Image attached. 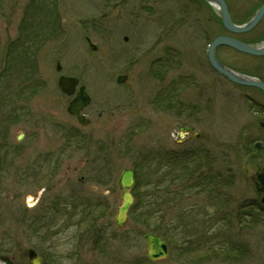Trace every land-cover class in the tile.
Here are the masks:
<instances>
[{"label":"rangeland","instance_id":"374dc122","mask_svg":"<svg viewBox=\"0 0 264 264\" xmlns=\"http://www.w3.org/2000/svg\"><path fill=\"white\" fill-rule=\"evenodd\" d=\"M226 1L237 24L264 3ZM218 16L194 0H0V264H28L29 248L40 264H264V219L251 207L242 219L256 195L241 141L264 118L239 92L261 97L205 60L227 34ZM236 38L264 42V18ZM216 53L264 80V57ZM60 74L92 97L88 126L67 113ZM124 167L136 197L118 229ZM199 171L212 174L203 192L219 189L214 204L196 197ZM151 231L167 237L166 260L147 259Z\"/></svg>","mask_w":264,"mask_h":264},{"label":"water","instance_id":"95a60500","mask_svg":"<svg viewBox=\"0 0 264 264\" xmlns=\"http://www.w3.org/2000/svg\"><path fill=\"white\" fill-rule=\"evenodd\" d=\"M205 2L210 3L211 5H214L221 14L222 18V23L223 26L225 27L226 30L233 32V33H245L250 31L254 26L257 25V23L260 21L262 18V15H264V5H262L258 10L255 12V14L252 16V18L243 25H235L231 21L229 17L228 10L226 8V4L224 0H202ZM219 46H228L231 47L232 49H235L237 51L255 55V56H260L264 55V48H256L251 45H247L242 43L241 41H238L236 39H233L231 37L227 36H219L214 38V40L210 43L208 47V60L213 67L214 70L219 72L221 75L225 76L228 78V80H231L235 83L242 84V85H247V86H253L257 87L261 90L264 91V83L261 81H258L256 79H250L248 77H244L240 74H237L230 70L229 68L225 67L221 63L216 60L215 57V50ZM126 79L124 76H120L118 78V82H122ZM76 80L73 78H61L60 79V85L61 88H63L64 91H66L67 94H72L75 85H76ZM89 102V98L86 97L83 88L80 89V92H78L77 96L70 102L67 111L71 114V116H75L77 122L83 126L87 125L89 121L84 118L83 115H81V110L83 109V106H86ZM185 128H181V131H183ZM119 189L121 192V199L122 203L120 207L118 208L116 217H115V223L119 227H123L124 222L127 219V212H128V207H130L133 203V198H131V193L130 190L134 186V172L132 169H126L124 168L122 171L121 176L119 177ZM264 201V199L262 200ZM144 238L146 244H147V255L152 261H158L162 259H166L168 252H167V247L165 241L160 237L148 233L144 235ZM29 255V261L30 264H39L41 261L40 259L36 256L34 251L29 250L28 253Z\"/></svg>","mask_w":264,"mask_h":264},{"label":"flooded vegetation","instance_id":"af4514ba","mask_svg":"<svg viewBox=\"0 0 264 264\" xmlns=\"http://www.w3.org/2000/svg\"><path fill=\"white\" fill-rule=\"evenodd\" d=\"M235 71V69H234ZM240 71L244 72L245 69H240ZM237 72V71H236ZM241 73V72H240ZM256 78V77H255ZM259 79V78H258ZM264 81V80H263ZM231 84H233L234 86H236L238 89H241V88H247V89H251L253 90L255 93L257 92L258 95L261 97L260 99L261 100H257L253 97H251V95L249 93H246V92H242L240 91L239 92V96L240 98H242L241 100H244L245 102H251L253 105H257L259 111H260V114H263L262 115V118H264V92H262L261 90L259 89H255V88H252V87H246V86H242V85H237L235 83H232L231 81H229ZM234 100L236 102H238L235 98ZM256 107V108H257ZM259 131L257 130L256 133H255V136H248L247 134L243 135L242 136V144L243 146L248 149V158H250V151H253V156H254V170H251V174L249 176H247V179L249 182V185H250V188H253V192L254 194L256 195V197H259V203L261 204L260 206V211H256L258 214V218L261 219H264V204H262L261 201V198L264 196V120H260L259 122ZM191 137H193L192 135H190ZM190 141H194V139H189ZM198 168V167H197ZM198 170V169H197ZM195 170V171H197ZM213 172V171H212ZM199 176H200V179H199V183L197 182L196 183V189L199 191V193L196 195L197 199H200V200H206V201H212L214 203L217 202L218 198L220 197L219 195V189H217V187H213L212 190H209L208 188L204 189L205 191H211L213 193L211 194H203L204 192L202 191V188L207 187L209 186V182H205L203 183L204 186L200 183H202V181L204 179H208L210 178V175L212 174H209L208 171H205V173L203 171H199ZM218 176H219V173L217 171V174L215 175V177L213 176V180L214 178L218 179ZM233 179V176L231 175L230 178L227 180V181H232ZM184 188V187H183ZM187 188V187H186ZM212 196V197H211ZM216 201V202H215ZM252 201V200H251ZM253 202H250L249 204L246 205V207L244 206V209L245 208H253ZM243 213V217L242 219H246V216H249L251 214V210H246L245 209V212H242ZM260 223L263 222L264 224V220Z\"/></svg>","mask_w":264,"mask_h":264},{"label":"trees","instance_id":"16d2710c","mask_svg":"<svg viewBox=\"0 0 264 264\" xmlns=\"http://www.w3.org/2000/svg\"><path fill=\"white\" fill-rule=\"evenodd\" d=\"M175 156H177V155L175 154V155L173 156V158H174ZM178 156H179V159H178V160L180 161V157H181L180 154H179Z\"/></svg>","mask_w":264,"mask_h":264}]
</instances>
